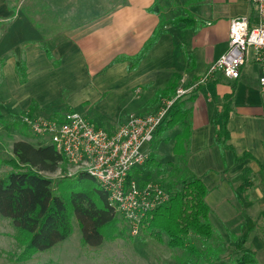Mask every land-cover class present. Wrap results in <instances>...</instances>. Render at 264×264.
Here are the masks:
<instances>
[{"label":"crops","instance_id":"crops-1","mask_svg":"<svg viewBox=\"0 0 264 264\" xmlns=\"http://www.w3.org/2000/svg\"><path fill=\"white\" fill-rule=\"evenodd\" d=\"M186 1L0 0L1 113L18 119L31 109L33 117H49L81 108L93 125L114 130L131 114L155 112L168 99L162 92L178 76L175 90L192 89L180 99L188 111L183 126L189 138L176 153L172 138L181 128L162 137L169 141L160 144L171 149L166 162L158 160L165 156L161 151H152L156 144L147 146V152L158 155L161 164L172 163L178 176L204 184L209 219L226 250L221 262L252 254L264 264V91L259 67L248 63L235 81L216 73L196 86L225 52L230 20L246 16L256 21L255 14L250 0H200L188 6ZM175 3L189 11L195 26L166 27L129 70L128 59L141 51L161 17L168 20L163 10ZM19 61L26 69L24 82L15 70ZM223 124L227 140L220 147L214 135ZM154 176L151 170L140 179ZM257 198L262 205L254 211L251 202ZM249 211L256 216H248Z\"/></svg>","mask_w":264,"mask_h":264},{"label":"trees","instance_id":"trees-1","mask_svg":"<svg viewBox=\"0 0 264 264\" xmlns=\"http://www.w3.org/2000/svg\"><path fill=\"white\" fill-rule=\"evenodd\" d=\"M198 2L200 0H187L185 5ZM196 23L186 8L183 9V15L173 20L161 17L157 28L141 51L128 59L129 70L136 68L160 36L166 32V27L183 25L185 28H192ZM15 70L20 81L24 82L26 80L24 62H17ZM178 80L179 77L174 76L169 88L162 92L167 98L174 96ZM228 108L229 105L226 103L223 110L224 119L228 115ZM23 115L31 117L32 109L20 116ZM58 115L60 116L56 114L54 117ZM187 115L188 111L183 102L177 100L163 122L156 128L151 145L168 142V138L162 137L179 126L180 132L172 139L174 152L180 151L181 146L189 138V129L183 126ZM20 116L14 122H9V119L0 112V126L3 129L9 131L11 125L13 128L22 125L28 132L27 135L22 129H16L24 140L12 144V157L2 161L10 171L0 176V217L10 221L15 232V242L20 248L14 264L27 262L36 254L46 252L65 241L73 232L74 220L79 227L80 242L83 246L97 247L103 242L114 241L126 235V231L129 233L128 228H119L120 220L109 206L106 193L88 175L78 173L60 178L56 183L44 175L54 174L62 169L66 165V160L52 145L43 141L33 143L28 141L29 134H33L20 121ZM226 140L227 132L223 124L214 135V143L225 147ZM164 166L170 167L172 163L163 165L155 154H151L144 168L135 170L129 175V179L141 177L146 171L151 170L158 174L165 173ZM174 169L177 172L178 168ZM178 178L180 179L177 182L169 183V187L166 188L170 194L169 201L145 215L140 225V234L165 244L171 250H181L187 256H195V261L203 259L205 264L218 263L221 261L220 250L208 248L200 252L196 246L189 243L190 235L203 241H210L214 235V228L209 219L210 209L205 202L207 189L200 179L195 177L183 178L181 175ZM72 179H74L72 183L67 182ZM219 247H223L222 244ZM233 264L258 263L252 254H243L233 261Z\"/></svg>","mask_w":264,"mask_h":264},{"label":"built area","instance_id":"built-area-1","mask_svg":"<svg viewBox=\"0 0 264 264\" xmlns=\"http://www.w3.org/2000/svg\"><path fill=\"white\" fill-rule=\"evenodd\" d=\"M256 21L249 17L230 20L227 48L211 65L197 85L204 84L216 73L235 81L248 63L259 67V85L264 91V0H250ZM192 89L178 87L173 97L163 100L157 110L131 114L114 130L96 127L75 111L60 117L20 116L28 130L44 143L52 145L70 167V176L88 175L106 193L109 206L129 230L140 234L147 213L170 199L167 190L140 177L129 179L148 160L145 150L151 144L156 128L163 122L173 104Z\"/></svg>","mask_w":264,"mask_h":264},{"label":"rangeland","instance_id":"rangeland-1","mask_svg":"<svg viewBox=\"0 0 264 264\" xmlns=\"http://www.w3.org/2000/svg\"><path fill=\"white\" fill-rule=\"evenodd\" d=\"M163 13L166 15V18L168 20H173L183 15V6L177 3L175 6L172 5L168 7V9H164ZM76 110V112L82 114L81 108H78ZM130 111L131 110H126V113H129ZM0 112L4 114V110L1 107ZM49 117L58 118L60 116L58 115V117H54L53 115ZM15 119L17 118H9V122H14ZM10 127L11 128L9 131L0 129V176L5 175L10 171V168L6 167L2 163V161L8 160L12 157L10 147L12 146V142L24 140V138L19 135L18 130L16 129H22V131L28 135L27 130L24 129L22 125H19L17 128H13L12 125ZM29 135V139L34 138L37 142L42 141L38 140V138L31 134ZM148 146H150L149 148L151 149L153 148V146L150 144ZM155 147L152 149V151L156 153L159 150L165 155L162 156V159L158 160L162 162L168 161V157L170 155L169 151L171 152L168 144L157 143ZM145 150L147 151V149ZM143 168L144 166L141 169ZM164 168L165 173L158 174L155 171L157 176L156 178L154 176L151 181L159 184L161 187L167 190L166 188L169 187V183L177 182L180 178H178V173L175 172L176 170L174 169L173 165L170 167L164 166ZM70 170V167L66 164L62 169L57 170V172H55L54 174L44 175L53 180L54 183H56L60 178L69 177ZM148 176H151V174H148ZM148 176L146 175L147 179H149ZM73 181L74 179L67 180V182L71 183ZM143 181L146 180L143 179ZM251 203L254 211L261 208L262 204L259 198ZM248 216L255 217L256 213H252L251 211H249ZM240 218L243 219V217L241 216ZM118 219L120 220V218ZM72 225L73 232L65 241L57 244L46 252L36 254L29 261L22 264H189L188 262H191V264H205L203 262V259L195 261V256H187L181 250H171L167 248L165 244H160L156 240L151 239L142 233L137 236H132L128 233V231H126V235H123L114 241L103 242V244H101L100 246H83L80 242L81 233L75 220L72 222ZM118 226L121 229L125 228L124 224L121 221ZM14 233L15 232L10 221L0 217V264H14V259L20 251V248L15 242ZM189 238V243L196 246L200 252H203V250L208 248L220 250L222 252L220 255V260H222L221 256L225 254L226 250H224L225 247H219L220 243L215 231L210 241H203L202 239L195 237L194 235H190ZM164 240L166 239L164 238ZM257 244L258 243H253L254 247ZM231 249L233 250V248ZM224 260L225 261H220L215 264H233V261L230 259Z\"/></svg>","mask_w":264,"mask_h":264}]
</instances>
